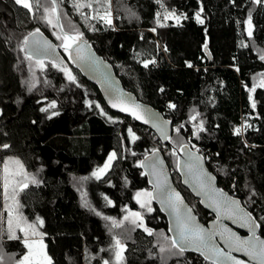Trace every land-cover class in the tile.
<instances>
[{
    "label": "trees",
    "instance_id": "1",
    "mask_svg": "<svg viewBox=\"0 0 264 264\" xmlns=\"http://www.w3.org/2000/svg\"><path fill=\"white\" fill-rule=\"evenodd\" d=\"M29 2L31 13L14 0H0V194L2 167L8 158L17 159L30 175L17 209L43 234L52 264H210L173 247L167 219L153 198L147 203L149 198L137 197L151 193L141 161L160 150L201 221L213 219L181 183L175 150L183 145L203 154L219 186L249 209L264 238V87L255 86L264 75V0H100L99 5L92 0L91 8L74 6L88 0H57L63 31L82 33L113 65L126 90L173 121L171 145L108 108L57 39V12L52 24L41 18L50 0H40L41 7ZM163 10L184 19L175 26L162 23ZM109 12L111 24L99 18ZM36 29L62 47L64 64L42 60L41 66L26 58L24 38ZM206 45L212 61L203 53ZM148 61L155 62L145 67ZM53 101L55 109L41 111ZM53 111L59 115L51 116ZM243 115L250 118L243 121ZM201 121L204 130L197 134ZM112 153L111 168L97 179L93 173ZM131 211L142 214L151 234L122 223ZM7 218L0 195V264H19L27 251L24 236L17 231L18 238H10ZM117 239L123 247L120 261Z\"/></svg>",
    "mask_w": 264,
    "mask_h": 264
},
{
    "label": "snow or ice",
    "instance_id": "2",
    "mask_svg": "<svg viewBox=\"0 0 264 264\" xmlns=\"http://www.w3.org/2000/svg\"><path fill=\"white\" fill-rule=\"evenodd\" d=\"M57 0H50L51 7H44V12L47 13L46 17H41L42 19H46V22L49 24H52L53 21L51 19L52 14L57 12L56 7ZM95 2L99 5L100 0H95ZM159 2V0H158ZM256 3H261L262 0H255ZM14 3L16 5L21 6L23 9L28 10L30 13L32 12V4L29 2V0H14ZM36 6L41 7L40 0H36ZM75 7H89L91 8L93 6L92 0H88L86 3H76L74 4ZM99 11V9H97ZM111 14L110 12L107 13L106 16H100L99 18L102 20H105L106 23L111 24V20L108 19ZM159 15V14H158ZM168 15H171L169 13ZM168 15H165V19L168 18ZM96 18V17H93ZM177 23H179V17L176 18ZM197 19L199 22H203L199 20V14H197ZM249 28H248V35L252 36V19L251 14H249L248 21H247ZM54 27L59 26L63 30V25L60 23L59 15L56 16V24L53 25ZM165 25H161V27H164ZM40 35V30L36 29L35 32L30 33L29 36L31 37V40H29L28 37L24 38L23 41V49L26 52V58L31 60L33 59V56H41V55H47L50 52L55 51V46L49 43L46 40H40L37 37ZM57 39L62 40V47L66 52L69 53V57H72V50L75 49V55L76 59L80 61H89L92 62V57L90 53L87 51V45L86 43L82 45V33H69V32H63L62 35H58ZM261 59H264V55L261 56ZM155 61H148L145 62L144 66L148 67V63H154ZM37 63H40L42 66V61L37 60ZM191 67V65H189ZM61 71H65L67 73L68 79L71 81H75V77L71 74L70 70L66 68H61ZM261 87H264V81L261 82ZM160 91H164L163 88L160 89ZM251 91H255V87L251 89ZM98 106V105H97ZM253 107H255V103L253 102ZM112 107H120L121 111H128L130 114L136 118V119H144L145 123H148L149 120L145 119L143 114L140 111V105L134 104V105H128L123 104V102H120L119 104L117 102L112 103ZM169 107L174 108L175 105L171 104ZM56 103L53 101L48 104L47 107L42 108L41 111L47 112L49 109H55ZM103 111V110H101ZM59 115L58 112L53 111L51 116H57ZM51 116L49 118H51ZM193 120L196 119L195 116L192 117ZM159 127V125H155ZM246 127H250V125H246ZM203 121L200 122L197 134L199 131H203ZM129 133L132 135L133 141L138 139V137L135 136L134 133H132L131 128L128 129ZM177 132H179V129H177ZM235 133L237 135L241 134V129L237 128L235 130ZM3 148H8L9 145L5 144L2 146ZM116 154L112 153L109 156L108 163L105 164L104 168L98 169L96 172L93 173L94 176L99 179L100 174L103 173L111 163V160L115 158ZM201 157L198 155H194L192 153H188V160L185 164V167L188 169V173L192 176V178L196 181L199 189L204 194L208 195L210 199H212L213 204L216 205L217 210L229 215L232 218H235L237 220L243 221L242 226H250L253 228V235L252 237H249L247 240H241L239 237H236L234 234L228 231V236L226 239L230 243V247H234L237 251H243L247 256L251 257L253 260H257L259 264H264V240H260L259 237L255 235V227H258V225L255 224L254 220L251 217L250 213L244 212L242 208L239 206V202L236 200H232L230 198H227L224 193L220 192L219 190L214 189L211 186V180L212 178L207 175V173L204 172L203 168L200 165ZM16 164H20L19 161H15ZM21 168H23V165H20ZM153 174L157 177V187L161 190V203L167 205V207L171 208L176 216V222H177V231L179 235V242L175 238L172 240L173 247H179L180 251L183 252L185 250V245L187 246H193L195 250L200 251L201 254L205 256L206 259L213 260V264H222V258L223 260H230L233 261L234 264H245L242 260H236L235 257H232L230 253H225L223 250L216 248L214 245L210 244V241L213 239L214 234L213 233H207L205 229H203L200 225L194 222V217L190 215L191 210L188 209L187 213L185 211H182V209L186 208V206L183 204V199L180 196L178 192H174L173 190L169 189L167 186V178L164 177L163 180L160 179L162 172L158 169L157 165L155 163L152 164ZM3 172H4V198L5 200H9V174H8V164L7 162L3 165ZM32 182L36 183L35 177H32ZM27 183L23 185V187H27ZM22 190V189H21ZM12 197L11 199H15V193L16 188L12 189ZM144 195L148 197L147 203H150V200L152 198V193L150 192H144V193H137V197ZM222 198V199H221ZM138 202H140L138 200ZM141 207H145V202H140ZM87 206V205H86ZM148 211H152V209L149 207ZM8 218H7V224H8V230L10 233H12L13 229V217H12V210L9 207L8 208ZM131 216L140 218V214L138 212H132ZM106 219H110L108 217H105ZM39 221V224H43V220L37 218ZM127 219V217H125ZM142 219V218H141ZM113 225L116 227H119L120 225L113 220ZM133 224H136V220H132ZM16 227L19 228L21 231L24 232L25 236L29 234V231L31 232V235L33 237H42V233L38 232L37 225L36 224H30L26 223L24 227H20V221H17ZM146 232H149L151 234V229L145 228ZM10 238H18L14 234L10 235ZM25 246L28 248V253L23 256L22 260L19 262V264H52V258L48 256L47 252L45 251L46 245H44L42 238L35 239L31 243L27 239L24 240ZM115 247L119 249L117 251L116 256L117 259H121V251L123 250V247L121 245V241L117 239L115 241ZM161 251H164L163 248H161ZM104 264H108V261H104Z\"/></svg>",
    "mask_w": 264,
    "mask_h": 264
},
{
    "label": "water",
    "instance_id": "3",
    "mask_svg": "<svg viewBox=\"0 0 264 264\" xmlns=\"http://www.w3.org/2000/svg\"><path fill=\"white\" fill-rule=\"evenodd\" d=\"M57 15H59L58 11H57ZM59 30H60L59 32L62 35L64 31L60 27ZM27 37L29 38V40H31V37L29 35ZM37 38L40 40H46L52 45H54L55 51L50 52L47 55H41L39 57L33 56L34 60L36 61L48 60L59 65L65 63L66 58L62 52V47L57 45L55 41H53L51 38H49L46 34H44L41 31H40V35ZM81 43L82 45L86 43L87 51L88 53H90L92 57V62L80 61L76 59L75 49L72 50V57L71 58L69 57V60L74 65V67L82 74L83 77H85L90 83H92L99 89L108 108L116 113H119L134 120L135 122H139L140 125L145 126L150 130H152L164 145H171L170 140L172 138L173 129H174L173 121L167 119L160 111L156 110L152 106L139 101L138 97H136L133 93L126 90L122 84L121 79L116 74L113 65L109 61H107L103 56L97 53L91 42L82 39ZM209 52L210 51L208 49V46L206 45L204 47L203 53H205L206 57L210 61H212V56L211 53ZM113 102H117L118 104L120 102H123V104H128V105H134V104L140 105L141 113L143 114L145 119L149 120V122L145 123L144 119L138 120L134 118L130 114V112L121 111L120 107H112ZM155 125H159V127ZM175 151L177 156L176 169L182 185L184 186V188L188 189L189 192L192 194V196L199 201L200 205L206 211H208L210 215L213 216V219L210 220L207 224L201 221L200 217L195 213L191 204H189V202L186 201L184 194L175 185L173 180V175H171L172 172L170 166L167 163L163 152L160 150H156L153 153L143 158V160L141 161V167L143 172L145 173L148 184L151 187L153 201L159 207L160 211L167 219L168 232L170 234L171 240L175 238L177 242H179L176 216L171 208L161 203V190L160 188L157 187V177L153 174V169H152L153 163H155L158 169L162 172L160 179L163 180L164 177H166L168 188L173 190L174 192H178L182 197L183 204L186 206V208L182 209V211H185L187 213V210L190 209L191 210L190 215L194 217V222L200 225L203 229H205L207 233L214 234L213 239L210 241L211 245H214L216 248L223 250V252L225 253H230L232 257L236 258V260H242L245 262V264H259L257 260H253L251 257L247 256L243 251H237L234 247H230V243L226 239V237L228 236V231L226 230H230L232 234H234L236 237H239L241 240H247L249 237H252L253 228L250 226H242L243 221L237 220L235 218L230 217L229 215H226L218 211L216 205L213 204L212 199H210L208 195L200 191L196 181L188 173V169L185 167V164L188 160V153L198 155L202 158L200 161V165L203 168L204 172L207 173V175L212 178L211 186L214 189L224 193L227 198L238 201L240 208H242L244 212L251 214V217L254 220L255 224L258 225V227H255L254 229L255 235L259 237L260 240H264V238L260 235L261 227L258 220L251 212H249V209L246 206H244V204L240 199L232 196L229 192L224 190L222 186L221 187L219 186V181L215 176V174L211 172L210 169L208 168L206 159L203 156V154L193 149L189 145H183L180 148L176 149ZM184 247L185 250L183 251V253L188 252L196 256L198 255L206 262L213 264V260L206 259L205 256L201 254L200 251L195 250L193 246L185 245ZM177 248L180 250L179 247ZM222 264H234V262L230 260H223L222 258Z\"/></svg>",
    "mask_w": 264,
    "mask_h": 264
},
{
    "label": "rangeland",
    "instance_id": "4",
    "mask_svg": "<svg viewBox=\"0 0 264 264\" xmlns=\"http://www.w3.org/2000/svg\"><path fill=\"white\" fill-rule=\"evenodd\" d=\"M169 13H171V15H168ZM160 14H161V15H159L160 22L165 23V24L172 23V24H174V26L175 25H179L183 21V19H184V16L178 15V14H175L174 12H169V11H166V10L161 11ZM165 15H168V18L167 19H165ZM177 17L180 18L179 19V23H177V19H176ZM195 19H196V21L198 23H200L202 25L203 22L201 23V22L198 21L197 15L195 16ZM199 20L200 21H203V19L200 16H199ZM262 81H264V75H261L255 81V86L258 87V85H261V82ZM107 160L109 161V158ZM112 160H111L110 166L103 173H101L100 176L101 175L103 176V174L109 168H111V166L113 164L112 163ZM15 161H18V160L17 159H14V158H8L7 159L8 174H9V197H10V199L7 200V201L4 198V172H3V167H2L3 184H2V194H0V195L2 196V200H3V210L7 212V216L9 215L8 208L10 207L11 210H12V213H11L12 214V217H13V229H12V233H10L9 230H8L7 219H6V225L5 226H6L7 230H8L9 235L14 234L16 236L17 231L22 232V234L24 236V240L27 239L29 241V243H31L35 239L42 238V240H43V237H33L31 235V232L30 231H29V234L27 236H25L24 232L21 231L19 228L16 227L17 221H20V227L21 228L24 227L26 223H29L24 217L21 216V214L19 213V211L17 209V206H18V196H19V193L21 192V189L24 188L23 185L25 183H27V184L29 183L30 175L24 170V168H21L20 167V165H22L21 163L18 165V164L15 163ZM108 161H106V163H108ZM104 166H103V168H104ZM171 172H172L171 175L174 176V173H173L172 170H171ZM13 188H16V193H15V199L14 200L11 199V197L13 195V193H12V189ZM142 198H143L144 201H146L148 197L142 195ZM131 213H132V211L124 215L123 220H122V223H123V221H125V222L127 221V222L132 223V220L135 219L136 220V224H134V225H138L143 230H145V228H147V227L145 225V220H144L142 214L140 212H138L140 214V218H137V217L131 216ZM125 217H127V219H125ZM30 224H32V223H30ZM43 243H44V240H43ZM26 249H27V251H26V254H27L29 250H28L27 247H26ZM117 251H119V249H117L115 251V256H116ZM120 255H121V258H122V251H121ZM116 258H117V256H116ZM120 260L121 259H119V261ZM102 264H104V262Z\"/></svg>",
    "mask_w": 264,
    "mask_h": 264
},
{
    "label": "built area",
    "instance_id": "5",
    "mask_svg": "<svg viewBox=\"0 0 264 264\" xmlns=\"http://www.w3.org/2000/svg\"><path fill=\"white\" fill-rule=\"evenodd\" d=\"M249 118H250V115H243L242 120L245 121V119L247 120Z\"/></svg>",
    "mask_w": 264,
    "mask_h": 264
}]
</instances>
